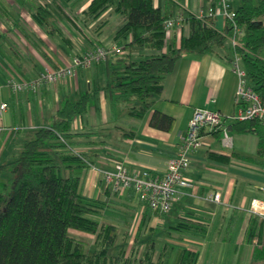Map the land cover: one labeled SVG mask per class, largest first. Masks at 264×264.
I'll return each instance as SVG.
<instances>
[{"label": "crops", "instance_id": "obj_1", "mask_svg": "<svg viewBox=\"0 0 264 264\" xmlns=\"http://www.w3.org/2000/svg\"><path fill=\"white\" fill-rule=\"evenodd\" d=\"M241 1L232 0L235 9ZM91 3L92 0H0V104H9L0 121L4 129L0 134V164L15 160L35 131L51 127L66 100L76 102L82 95L90 94L89 111L74 119L72 130L63 139L85 160L77 165L76 176L83 194L102 202L97 217L100 224L116 226L119 234L133 242L145 217L141 238L145 242L152 231L156 232L155 262L163 246L169 244V264L184 250L194 254V264L252 263L255 252L264 248V237L261 241L259 237L248 241L254 220L258 223L256 234L261 230L264 233L260 227L263 218L250 211L253 200L264 201V133L244 132L236 126L240 122L232 119L240 111V79L233 65L241 57L229 39L224 47L204 55L183 54L174 71L166 76L153 109L143 118L136 115V99L112 103L111 73L118 69L113 66L117 60L114 56L90 70H81L73 82L46 86L37 94H14L7 87L9 78L19 82L34 80L44 68L70 64L73 57L88 49L119 44L115 36L125 18L110 8L92 20L87 14ZM153 4L169 9L172 18L185 19L184 26L175 28L169 41L177 49L181 39L191 35L189 16L197 18L201 11L214 5L212 0H153ZM39 7L52 14L50 21L58 31L52 32L38 23L35 14ZM214 29L226 34L223 17L214 18ZM240 66L244 70L242 61ZM199 108L222 114L233 146L225 148L218 132L208 139L207 147L192 155L186 174L189 186L179 188L169 214H154L131 190L113 194L103 176L90 168L92 165L112 170L115 164L124 163L129 174L148 170L162 175L178 153L180 141ZM156 113L172 119L170 130L151 126ZM216 194L221 195L219 203L211 199ZM75 232L85 235L77 236L81 239L92 237L90 244L94 246L95 236ZM180 237L189 245H176L175 240Z\"/></svg>", "mask_w": 264, "mask_h": 264}, {"label": "trees", "instance_id": "obj_2", "mask_svg": "<svg viewBox=\"0 0 264 264\" xmlns=\"http://www.w3.org/2000/svg\"><path fill=\"white\" fill-rule=\"evenodd\" d=\"M110 8L125 18L115 36L119 44H125V51L114 56L117 60L113 66L118 69L111 73L109 87L114 105L136 99L139 103L136 115L143 118L153 109L166 76L174 71L183 54L213 52L235 36L239 47L232 48L241 57L247 80L264 96V59L259 56L264 48V0H242L235 9L234 22L241 34L235 33L233 23L228 20L223 34L214 29L215 17L202 21L189 16L191 35L181 39L179 49L170 40L165 41V22L173 17L169 9L156 8L153 0H92L87 14L97 20ZM51 16L41 7L35 14L38 23L53 32L57 28L50 21ZM136 51H139L137 55ZM91 100L90 94L82 95L76 102L66 100L51 127L35 131L15 160L0 164V173L4 176L0 178V264H169L172 252L169 244L163 246L161 256L154 261L155 231L141 249L145 217L130 253L127 254L125 244L115 251L119 230L113 225L100 224L97 217L102 202L85 196L81 190L76 172L77 165L85 160L68 151L69 144L62 142L60 136L72 130L76 117L89 111ZM172 123L167 115L156 113L150 124L168 131ZM236 126L244 132L264 133V126L256 120ZM257 225L254 220L249 242L256 237L261 241L264 237L263 230L256 234ZM260 227L264 229V224ZM72 231L95 236V250H91L89 241ZM127 240L124 238L123 242ZM194 258V254L184 250L173 264H194ZM250 264H264V248L255 252Z\"/></svg>", "mask_w": 264, "mask_h": 264}, {"label": "built area", "instance_id": "obj_3", "mask_svg": "<svg viewBox=\"0 0 264 264\" xmlns=\"http://www.w3.org/2000/svg\"><path fill=\"white\" fill-rule=\"evenodd\" d=\"M212 1L214 5H211L207 11H201L197 19L203 21L206 18L221 16L233 23L236 34H241L242 31L234 22L236 10L232 0ZM184 23L185 19L183 17L168 19L165 22V41L169 42L172 38L173 30L175 28L181 29ZM230 41L232 47H239L237 36L230 39ZM124 51L125 45L123 44L101 45L76 55L70 64L61 65L55 69L44 68L34 80L19 82L9 78L6 81V85L14 94H37L46 86H54L66 81L73 82L81 70H90L96 65L109 61L113 56L123 54ZM240 61L241 58H237L233 65L234 72L240 79L237 91V104L240 106V111L232 119L237 122L256 120L264 126V96L257 93L250 86L246 72L240 66ZM8 109V103L0 104V121ZM3 130L0 126V134ZM218 132L222 134V145L231 149L233 139L224 124L222 114L218 111L199 108L195 110L187 132L180 141L178 153L168 162L162 175L148 170L129 174L124 163L115 164L112 170H100L92 165H90V168L103 176L107 188L113 194L131 190L141 203L149 206L154 214L165 216L171 212L178 198L179 188L189 186L186 174L191 165L192 155L207 147L208 139ZM60 139L66 143L63 137L60 136ZM67 147L70 148L69 145ZM69 150L78 156H82L71 148ZM262 170L264 172V164ZM211 199L219 203L221 202V195L216 194ZM250 211L264 220V201L253 200L250 205Z\"/></svg>", "mask_w": 264, "mask_h": 264}, {"label": "rangeland", "instance_id": "obj_4", "mask_svg": "<svg viewBox=\"0 0 264 264\" xmlns=\"http://www.w3.org/2000/svg\"><path fill=\"white\" fill-rule=\"evenodd\" d=\"M240 3L239 2H237V4L236 5H239ZM113 44V43H112ZM110 45V44H109ZM259 56L261 57V58H263L264 59V48L260 51V53H259ZM71 148V147H70ZM70 148H68V149H70ZM72 149V148H71ZM74 150V149H73ZM76 151V150H75ZM0 175H1V173H0ZM6 176H8V175H6ZM72 233L74 234V235H76V236H85V235H80V234H78V233H76L75 231H72ZM83 238V237H82ZM87 238H89V239H87V240H89V242H91V243H93V238L92 237H87ZM124 241V234H120V238H119V240H118V247H117V249L115 250V251H119L121 248H122V245L123 244H125V248H126V251H127V254H129L130 253V251H131V248H132V246H133V242H132V240H127V241H125V243L123 242ZM143 241V239L142 238H140V243H141V249H144V247H145V243H146V241L145 242H142ZM172 244V243H171ZM175 244L176 245H178V246H185L186 244H188V243H186L185 242V239H184V237H180V238H178V239H176L175 240ZM181 244H183V245H181ZM94 245V244H93ZM189 245V244H188ZM190 247V246H189ZM91 250L92 251H94L95 250V246H91ZM158 256V255H157ZM155 259H156V257H155Z\"/></svg>", "mask_w": 264, "mask_h": 264}]
</instances>
